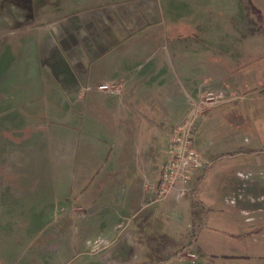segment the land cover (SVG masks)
<instances>
[{
  "label": "rangeland",
  "instance_id": "374dc122",
  "mask_svg": "<svg viewBox=\"0 0 264 264\" xmlns=\"http://www.w3.org/2000/svg\"><path fill=\"white\" fill-rule=\"evenodd\" d=\"M186 4L183 67L191 81L183 84L194 89V84L218 78L227 91L226 98L201 117L195 134L194 146L208 164L178 204L169 194L160 201L164 209H145L116 238L119 225L110 227L108 236L99 230L106 216L116 212L101 198L112 192L120 197L129 194L126 181L131 177L135 191L151 193L144 189V172L155 186L167 159L169 114L157 100L127 118L125 104L120 108L118 101L106 102L94 94L87 122L104 130L115 156L108 159L109 170L106 161H95L101 170L95 167L89 177H77V187L69 191L75 115L45 114L47 134L38 143L39 134L25 133L24 142L12 136L26 132L27 120L20 116L21 93L14 94L2 81L4 34L20 23L22 9L35 7L32 0H0V264H264V0H239L235 14L224 18L212 0ZM166 36L170 39L171 30L161 42ZM79 85L82 95L92 88ZM57 153L68 158L58 163ZM35 154L43 169L53 161L57 182L41 189L32 180L25 188L28 196L6 188L7 181L12 186L19 182L9 173L6 179L5 171L31 173ZM105 180L109 185L102 197H84V191L95 193ZM233 193H241L242 199L236 201ZM36 200L44 202L37 206ZM240 203H253L257 211L246 209L242 214L235 205ZM176 205L189 218L180 227L173 218ZM36 231L41 232L34 236ZM118 242L130 244L126 260L109 259Z\"/></svg>",
  "mask_w": 264,
  "mask_h": 264
},
{
  "label": "crops",
  "instance_id": "0c3cea01",
  "mask_svg": "<svg viewBox=\"0 0 264 264\" xmlns=\"http://www.w3.org/2000/svg\"><path fill=\"white\" fill-rule=\"evenodd\" d=\"M32 1L35 8L32 11L31 8L22 9L20 23L12 26L4 34L2 81H6L10 90H14V94L21 93L20 116L27 120L26 132L21 127L18 128L22 129L18 133L19 136L13 134L12 136L15 140L24 142L26 140L22 139L23 135L30 131L32 136L40 135L38 143L47 134L45 114L51 111L50 113L75 115L77 120L73 127L77 134L72 144V155L70 154L72 157L69 170L70 191L72 187H77L75 183L77 177H87L88 171L95 169V161H106L104 165L109 170L108 159L111 160L115 156L114 151L107 147L108 138L106 139L104 130L92 126V122L90 124L87 122V118L90 119L92 115L89 105L93 102L94 94H100V98L106 102L118 101L120 108L125 104L127 108L123 113L127 118L134 116V111L143 104L160 100L165 112L169 114L167 121H172L166 131L168 138L172 127L187 113L190 107L188 97H196L198 89V84H194V89L185 88L183 84L191 81L183 67V9L187 4L186 0ZM238 1L212 0L222 18L235 14ZM170 30V39L166 36V41L161 42ZM112 81L122 83L120 95L110 96L98 90L99 83ZM80 83L91 86V90L80 94ZM208 84L214 88L224 89L223 82L218 78L209 81ZM130 101H133V104H128ZM81 112L84 114L81 115ZM212 112L214 111H209L208 115ZM138 117L140 118L139 115ZM97 128L100 131H97ZM95 130L97 132L93 134ZM57 155L58 163L67 157L60 153ZM32 156L31 173L5 171L6 179V173H9L19 182L12 186L7 181L6 188L28 196L25 188L32 184V180L39 182H36V185L41 189L51 181L57 182L59 174L53 161L46 165L47 169H43L39 155ZM77 172H80L79 176ZM121 175L123 178L124 174ZM144 177V189L153 192L144 194L135 191L133 177L126 181V185L129 184L131 187L130 193L124 197L112 192L109 197L103 199L101 195L109 185L107 180L100 188L98 185L95 187V193L84 191V197L86 194L102 197L101 202L106 204V208H114L116 211L106 216L99 225L100 232L105 236L109 235L110 227L113 230L112 227L119 225L122 229L117 238L145 209L152 206L164 209L160 207V202H154L156 194L154 189L159 180L153 186L149 182L150 174L147 171L144 172ZM236 188L237 186L232 187V190ZM232 195L236 201L242 199L241 193ZM81 197L82 194L77 198ZM181 199L176 201L174 198L177 204ZM249 201L252 202L250 199ZM43 202L38 203L36 200L35 204L40 206ZM118 203L120 206H117ZM235 205L242 214L246 209L257 211L252 207L253 203L245 204V207L241 203ZM176 207L177 211L174 212L173 218L180 227L188 215L183 209H178L179 206ZM121 212L125 215L118 214ZM48 222L51 223V220ZM40 232L36 231L34 236ZM3 237L11 238V235Z\"/></svg>",
  "mask_w": 264,
  "mask_h": 264
},
{
  "label": "built area",
  "instance_id": "2783aa9c",
  "mask_svg": "<svg viewBox=\"0 0 264 264\" xmlns=\"http://www.w3.org/2000/svg\"><path fill=\"white\" fill-rule=\"evenodd\" d=\"M98 90L116 96L122 83L112 81L98 85ZM227 91L214 88L206 82L198 85L196 97H188L189 109L181 121L172 127L167 145V159L162 166L154 202L158 203L172 194L179 201L187 192L198 172L206 168L208 162L194 146V138L201 117L216 104L226 98ZM241 178L249 176L238 173ZM194 258V254L190 255Z\"/></svg>",
  "mask_w": 264,
  "mask_h": 264
},
{
  "label": "flooded vegetation",
  "instance_id": "af4514ba",
  "mask_svg": "<svg viewBox=\"0 0 264 264\" xmlns=\"http://www.w3.org/2000/svg\"><path fill=\"white\" fill-rule=\"evenodd\" d=\"M49 240H50V238H47L46 242H48ZM113 247H112V249H110L111 252L109 254L110 255L109 259L114 260L115 258L118 257L119 259L126 260L128 258L129 253H131L130 244L128 242H126V243H124V242L119 243L118 242V245L116 246V248L113 249ZM110 250H108V251H110Z\"/></svg>",
  "mask_w": 264,
  "mask_h": 264
},
{
  "label": "trees",
  "instance_id": "16d2710c",
  "mask_svg": "<svg viewBox=\"0 0 264 264\" xmlns=\"http://www.w3.org/2000/svg\"><path fill=\"white\" fill-rule=\"evenodd\" d=\"M27 133L29 134V133H30V131H27ZM28 134H27V135H28Z\"/></svg>",
  "mask_w": 264,
  "mask_h": 264
}]
</instances>
